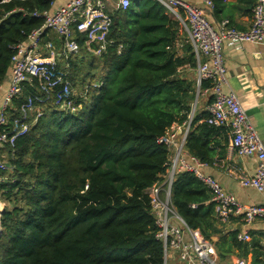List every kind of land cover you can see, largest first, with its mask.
<instances>
[{
	"label": "trees",
	"instance_id": "1",
	"mask_svg": "<svg viewBox=\"0 0 264 264\" xmlns=\"http://www.w3.org/2000/svg\"><path fill=\"white\" fill-rule=\"evenodd\" d=\"M213 1L217 10L226 0ZM247 2L253 10L256 0ZM19 8L50 9L51 1L0 2V87L11 73L12 46L44 21L13 11ZM112 16L109 38L115 43L108 51L98 58L83 50L72 60L74 83L83 66L102 68L95 82L102 85H89L76 113L58 109L53 98L39 104L43 115L17 140L11 180L0 188L11 202L0 216V264H169L148 189L167 170L170 149L158 138L193 110L197 61L180 22L157 0H132ZM48 38L59 41L54 34ZM209 86L203 81L200 92ZM34 91L25 87L15 106ZM198 111L186 148L212 165L219 128L205 121L207 111ZM210 199L195 174L176 176L172 201L190 227L221 255L238 248L241 257L252 252L253 262H264L259 239L239 241L238 230L218 223Z\"/></svg>",
	"mask_w": 264,
	"mask_h": 264
},
{
	"label": "built area",
	"instance_id": "2",
	"mask_svg": "<svg viewBox=\"0 0 264 264\" xmlns=\"http://www.w3.org/2000/svg\"><path fill=\"white\" fill-rule=\"evenodd\" d=\"M4 1L9 0H0ZM50 1V9L33 12L22 8L13 10L44 21L24 40L12 46L14 54L9 86L0 104V188L11 180L8 173L14 169L11 161L16 156L18 138L27 134L44 113L39 104L53 98L58 109L79 112L82 107L80 98H87L89 85L80 94L75 92L72 60L80 56L83 50L95 57L103 56L115 43L109 38L114 22L112 13L126 10L132 3V0H69L54 8V0ZM157 1L165 7L169 16L180 22V30L186 33L187 42L193 48L197 61L198 93L213 98L207 103L209 116L205 121L217 128L227 129V147L230 151L258 159L253 174L234 170L235 177L243 187H252L264 193V142L238 95L231 89L224 90L229 80L223 55L225 44L237 46L250 42L264 45V0H256L251 25L244 30L235 27L228 18L214 24L208 15L215 6L213 0H200L204 7L193 0ZM50 34L57 36L59 41L56 43L48 38ZM176 46L181 53L183 42L178 41ZM121 50L122 45L118 47L119 54ZM203 81H209L210 86L200 92ZM93 85L99 87L102 83ZM27 86L35 91L16 107L15 100L24 97ZM193 118L194 110L187 120L175 123L158 138L159 143L170 149V154L162 180L150 187L148 192L159 227L157 236L164 244L166 263L172 254L177 253L181 264H222L214 242L206 238L199 228L190 227L177 212L172 201L176 176L191 172L203 181L211 192L210 202L214 203L218 223L225 226L239 220L244 225L245 228L237 234L242 242L252 240L249 226L256 220L264 219V201L242 204L232 191L204 172L209 164L189 153L186 148ZM191 207L196 208L198 204L193 203ZM231 264H248V261L238 257Z\"/></svg>",
	"mask_w": 264,
	"mask_h": 264
},
{
	"label": "crops",
	"instance_id": "3",
	"mask_svg": "<svg viewBox=\"0 0 264 264\" xmlns=\"http://www.w3.org/2000/svg\"><path fill=\"white\" fill-rule=\"evenodd\" d=\"M69 0H54L53 7L64 5ZM199 5L204 4L200 0H193ZM247 0H226L222 5H219L217 10L214 6V15L212 10H209V17L214 24L220 22L224 18H228L239 29H248L251 25L252 7ZM204 7V6H203ZM248 10V13H246ZM181 54V53H179ZM224 63L227 69L228 85L224 87L225 91L233 90L239 97L240 102L246 109L252 124L257 130L259 137L264 142V45L245 42L242 45L233 46L225 44L223 48ZM182 71H185L182 69ZM186 72V71H185ZM191 73L196 78L195 70ZM10 75L6 77L4 83L0 87V104L9 86ZM202 102L194 108L200 111H206L208 98L210 95L199 94ZM198 95V99H199ZM200 111H198L200 113ZM201 114V113H200ZM227 129L219 128L214 135V163L204 168V172L213 176L222 186L234 193L236 198L242 204H254L264 201V193L257 191L252 187H243L235 177L234 170L244 173L253 174L258 165L256 156H241L234 151H230L227 147ZM221 225V224H220ZM222 226V225H221ZM232 230L242 231L245 227L236 220L231 225H226ZM249 228L251 229L252 239L257 237L264 249V219H259L253 222ZM217 241L218 238L214 237ZM218 250V249H217ZM219 251V250H218ZM221 255V252H218ZM241 251L236 248L229 252H224L221 257L229 259V264L234 262L240 255ZM239 254V255H238ZM172 254V258H175ZM244 257V256H243ZM248 264L253 263V255L250 252L246 257ZM264 260V259H263ZM169 264H172L170 263ZM219 262L221 263L220 259ZM264 263L263 261H259ZM173 264H179L175 262ZM223 264V263H222Z\"/></svg>",
	"mask_w": 264,
	"mask_h": 264
},
{
	"label": "rangeland",
	"instance_id": "4",
	"mask_svg": "<svg viewBox=\"0 0 264 264\" xmlns=\"http://www.w3.org/2000/svg\"><path fill=\"white\" fill-rule=\"evenodd\" d=\"M100 58V57H98ZM98 58H96L98 60ZM98 62V61H97ZM90 71V73H89ZM103 74V70L102 68H98V69H89V67H80L79 68V71H78V78L75 80V83H74V87H75V92L77 94H80V92L82 90H84L86 88V85H90L92 83H95L97 80L100 79V77L102 76ZM200 93L197 92V96L195 98V101L193 102L192 104V109L194 110V108L196 107V102L198 101V95ZM199 101L202 102L203 99H201V97L199 98ZM198 102V104L200 103ZM192 110V111H193ZM12 171H10L8 174H10ZM7 189L3 188L2 190H0V204H1V208H0V216L2 215V213L4 212V210L10 206L11 202H9L5 196L3 195ZM18 204V203H17ZM252 242V240L250 241ZM219 251L217 250V255H218V258L220 259L221 263L223 264H229L230 261H231V258L229 259H226V258H223L221 257V255L218 253ZM239 255V254H238ZM174 256H176L175 258H172L173 261H170L171 259H169L168 261H170V263H175V262H178L179 259H178V254L175 253ZM240 258H245V257H240ZM252 264H263V263H260V262H253Z\"/></svg>",
	"mask_w": 264,
	"mask_h": 264
},
{
	"label": "water",
	"instance_id": "5",
	"mask_svg": "<svg viewBox=\"0 0 264 264\" xmlns=\"http://www.w3.org/2000/svg\"><path fill=\"white\" fill-rule=\"evenodd\" d=\"M2 228H1V221H0V236H1V234H2Z\"/></svg>",
	"mask_w": 264,
	"mask_h": 264
},
{
	"label": "bare ground",
	"instance_id": "6",
	"mask_svg": "<svg viewBox=\"0 0 264 264\" xmlns=\"http://www.w3.org/2000/svg\"><path fill=\"white\" fill-rule=\"evenodd\" d=\"M1 203V202H0ZM0 206H1V204H0ZM1 208V207H0Z\"/></svg>",
	"mask_w": 264,
	"mask_h": 264
}]
</instances>
